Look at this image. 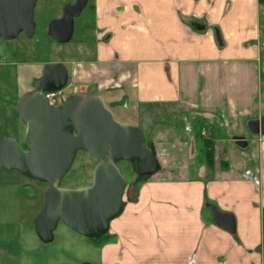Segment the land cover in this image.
<instances>
[{"label":"crops","instance_id":"crops-1","mask_svg":"<svg viewBox=\"0 0 264 264\" xmlns=\"http://www.w3.org/2000/svg\"><path fill=\"white\" fill-rule=\"evenodd\" d=\"M89 9L86 58L61 61L66 85L100 93L141 128L158 163L123 197L98 263L264 264V135L247 128L264 116V0H89ZM208 203L233 215V233Z\"/></svg>","mask_w":264,"mask_h":264},{"label":"water","instance_id":"water-1","mask_svg":"<svg viewBox=\"0 0 264 264\" xmlns=\"http://www.w3.org/2000/svg\"><path fill=\"white\" fill-rule=\"evenodd\" d=\"M36 1L0 0L1 40H12L21 32L33 35ZM86 4L87 0L65 4L61 17L48 23L47 34L57 43L69 41L74 18ZM192 26L197 30L204 27L198 22ZM215 39L222 44L217 29ZM67 80L63 63L44 65L32 90L21 95L15 105L16 115L25 125L22 144L11 136L0 139V167L47 184L41 209L34 219V231L43 244L53 240L59 222L90 239H98L108 232L110 221L122 211L126 188L116 165L118 161L133 162L139 177H148L158 170L154 150L145 143L141 128L117 121L100 93L74 94L60 107L48 105L43 92L61 90ZM247 128L251 134L264 135V116L250 120ZM233 139L238 146L246 145L242 136ZM78 151L88 153L95 160L91 184L62 188L59 184ZM206 206L218 226L234 232L231 213L219 211L213 204Z\"/></svg>","mask_w":264,"mask_h":264},{"label":"rangeland","instance_id":"rangeland-1","mask_svg":"<svg viewBox=\"0 0 264 264\" xmlns=\"http://www.w3.org/2000/svg\"><path fill=\"white\" fill-rule=\"evenodd\" d=\"M67 1L71 0H37L33 11V35L21 32L9 41L0 39V139L13 130L24 129V123L16 115L15 105L21 95L32 90L33 82L41 75L44 65L86 58L78 50L81 45L90 44L94 15L89 2L74 18L69 41L57 43L47 34L48 23L59 17ZM77 92L73 85L63 88L66 98ZM111 111L114 118L122 122ZM17 141L22 144L23 140ZM94 165V158L78 151L59 186L69 189L89 186ZM116 165L126 181L124 199L125 195L131 197L140 182L137 166L130 161H118ZM46 187V183L0 167V264H82L84 261L99 264L97 245L103 237L87 238L61 222L54 230L51 242L43 244L37 237L34 219L41 209Z\"/></svg>","mask_w":264,"mask_h":264},{"label":"built area","instance_id":"built-area-1","mask_svg":"<svg viewBox=\"0 0 264 264\" xmlns=\"http://www.w3.org/2000/svg\"><path fill=\"white\" fill-rule=\"evenodd\" d=\"M43 95L48 103V105L60 107L66 96L63 93V89L54 92H43Z\"/></svg>","mask_w":264,"mask_h":264},{"label":"trees","instance_id":"trees-1","mask_svg":"<svg viewBox=\"0 0 264 264\" xmlns=\"http://www.w3.org/2000/svg\"><path fill=\"white\" fill-rule=\"evenodd\" d=\"M147 144V143H146ZM147 145H149V144H147ZM150 146V145H149ZM146 178L147 177H139V184H138V186H137V188H136V191H137V189H138V187H139V185L143 182V181H145L146 180ZM127 199H131V197H129V196H127ZM264 211V210H263ZM106 235V234H105ZM102 237H104V236H102Z\"/></svg>","mask_w":264,"mask_h":264},{"label":"flooded vegetation","instance_id":"flooded-vegetation-1","mask_svg":"<svg viewBox=\"0 0 264 264\" xmlns=\"http://www.w3.org/2000/svg\"><path fill=\"white\" fill-rule=\"evenodd\" d=\"M75 2V0H71V1H67V3H70V4H72V3H74ZM89 2V0H87V3ZM87 5V4H86ZM63 9V8H62ZM61 15H62V10H61V14L59 15V17H61ZM58 18V17H57ZM4 42H6V41H4Z\"/></svg>","mask_w":264,"mask_h":264}]
</instances>
